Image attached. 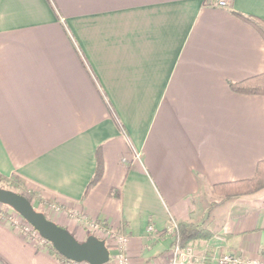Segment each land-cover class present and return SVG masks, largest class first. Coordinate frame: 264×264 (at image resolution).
Segmentation results:
<instances>
[{
  "label": "crops",
  "instance_id": "obj_1",
  "mask_svg": "<svg viewBox=\"0 0 264 264\" xmlns=\"http://www.w3.org/2000/svg\"><path fill=\"white\" fill-rule=\"evenodd\" d=\"M235 11L264 0H0V173L80 238L125 233L131 264H168L182 220L213 232L203 264L264 262V199L211 191L264 160V96L230 87L264 72V37ZM0 263L70 264L1 216Z\"/></svg>",
  "mask_w": 264,
  "mask_h": 264
},
{
  "label": "trees",
  "instance_id": "obj_2",
  "mask_svg": "<svg viewBox=\"0 0 264 264\" xmlns=\"http://www.w3.org/2000/svg\"><path fill=\"white\" fill-rule=\"evenodd\" d=\"M235 13L238 17H240L241 19L245 20L246 22L254 26L264 37V21L261 18L247 15L237 11H235ZM230 87L234 91H237L239 93L261 94L264 96V72L240 81L230 82ZM101 173H102V164L99 163L93 178L91 179L90 183L87 186L86 193L89 191L92 185H94L99 180ZM21 182L22 181H20V179L16 176L7 177L0 173V186L2 187L9 188L12 186L19 189ZM263 188H264V160H261L258 163L256 173L252 178L215 183L212 185L211 191L214 194L221 196L223 199L228 200L240 194H250L258 190H261ZM116 192L117 191H115V193ZM24 195H26L33 202V199L38 196V193L32 191L30 196H28L27 194ZM43 212L46 214V216L49 217V215L45 211ZM212 235H213L212 230H210L203 222L194 223V222L182 220L177 223L176 238H178L182 246L189 244L192 240L199 238L206 239V238H210ZM48 248L52 254L67 261H70L64 255L59 253L51 242H49Z\"/></svg>",
  "mask_w": 264,
  "mask_h": 264
},
{
  "label": "water",
  "instance_id": "obj_3",
  "mask_svg": "<svg viewBox=\"0 0 264 264\" xmlns=\"http://www.w3.org/2000/svg\"><path fill=\"white\" fill-rule=\"evenodd\" d=\"M0 203L13 208L50 241L59 253L69 260L106 264L110 260V249L106 239L89 234L83 241L66 227L38 210L32 201L21 192L0 186Z\"/></svg>",
  "mask_w": 264,
  "mask_h": 264
},
{
  "label": "built area",
  "instance_id": "obj_4",
  "mask_svg": "<svg viewBox=\"0 0 264 264\" xmlns=\"http://www.w3.org/2000/svg\"><path fill=\"white\" fill-rule=\"evenodd\" d=\"M231 3V0H215V5L220 7H228ZM139 156V154H138ZM2 204V203H0ZM25 219V218H24ZM26 220V219H25ZM16 223V222H15ZM15 226L19 227V225ZM25 226L20 227L25 233H27L33 240H35L40 246H48L49 242L46 238H44L39 231L26 220ZM87 226L91 229L99 231L100 235L104 237H110L109 239L115 240L116 246L118 248V261L120 264H131L130 257L127 253V244H128V236L120 231H117L105 223H102L98 220L88 221ZM177 223L172 226V230L176 232ZM149 229H153V226L150 225ZM70 264H81L83 262H77L74 260L69 261ZM218 262L220 264H264V262L254 260V259H246L235 255L234 253L227 252L223 253ZM86 264H90L85 262ZM168 264H203L202 259L198 257L197 252L193 245L187 244L182 246L179 242L178 238H176L174 245L172 247V257Z\"/></svg>",
  "mask_w": 264,
  "mask_h": 264
},
{
  "label": "rangeland",
  "instance_id": "obj_5",
  "mask_svg": "<svg viewBox=\"0 0 264 264\" xmlns=\"http://www.w3.org/2000/svg\"><path fill=\"white\" fill-rule=\"evenodd\" d=\"M9 188L14 189V190H17L18 192L27 194L28 196H30L31 193H32V191L28 190L25 187V185H24L23 182L20 183L19 189L16 188V187H12V186L9 187ZM251 194H254L255 197H256V199L262 200V199H264V188L261 189V190H258L256 192L250 193V194H240L238 196L242 197V196L251 195ZM217 197H220L221 198L222 203L227 200V199H223L219 195ZM32 203L34 204V206L38 210L45 211L49 215V217L51 219H53L55 217V209H56L55 206L52 205L49 202L44 201V199H42L39 195L36 198L33 199V202ZM0 216L1 217H4V218H8L13 224L16 222L15 224L16 225H19V227H22V226L27 225L26 224V220L24 219V217H22L14 209H12L11 207H9L8 205H5V204H0ZM82 224H83L84 229L86 230V235L83 236L82 238H80L77 235H75L77 239H79V240H85L89 234H96L97 236H98V234H101V233H99V231H96L94 229L89 228L86 224H84V223H82ZM106 238L109 239L110 237H106ZM0 264H2V263H0Z\"/></svg>",
  "mask_w": 264,
  "mask_h": 264
}]
</instances>
